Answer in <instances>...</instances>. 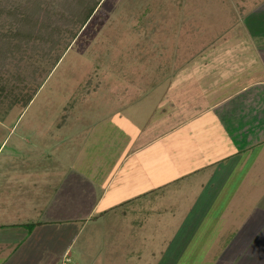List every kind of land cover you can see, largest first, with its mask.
Returning a JSON list of instances; mask_svg holds the SVG:
<instances>
[{"label":"crops","instance_id":"crops-1","mask_svg":"<svg viewBox=\"0 0 264 264\" xmlns=\"http://www.w3.org/2000/svg\"><path fill=\"white\" fill-rule=\"evenodd\" d=\"M245 21L246 32L253 38L236 33L241 41L232 43L229 34L209 40L206 51L192 57L193 70L176 71L169 86L164 83L159 89H149L158 98L142 104L150 115L147 123L136 124L130 117L125 130L121 128L130 153L120 165L104 172L102 187L89 178L78 177L72 183L64 177L60 184L47 181V177L39 178L38 174L49 169L33 170L30 167L33 161L37 165L38 158L21 154L30 164L18 167L21 175L17 183L6 179L4 185L21 190L24 177L30 176V188H41L46 201L37 203L32 199L35 205L23 220L12 215L9 208L15 206L0 189V264H39V256L34 253L49 250L38 249L39 229L66 225L70 230L69 224L76 223L79 227L72 244L94 224L109 225L107 230L108 226L104 227L102 246L97 248L102 264H120L118 256L124 253L128 258L124 264H264V218L263 228H259L258 221L247 214L236 234L233 223L237 215L229 216L230 212L232 215L239 213V208L246 211L249 207L244 197L251 176L262 185L260 188L264 179V3ZM244 36L250 39L244 40ZM255 63L262 66L258 65L260 75L258 69H252ZM136 89L142 91L139 86ZM146 99L144 95L140 101ZM6 121L0 119L2 124ZM185 128L194 137H179ZM6 141L0 146V158L6 159L2 151ZM132 158L140 162L143 170L121 169ZM236 174L240 178L232 182ZM50 175L57 179L53 171ZM126 175L130 179L123 177ZM216 175H221L220 182ZM232 184L239 188L229 190ZM204 195L207 200L200 202ZM216 206L215 216L212 211ZM221 207L228 209L229 221L217 218ZM27 220L32 229L17 226L29 223ZM193 220L203 225L185 239L184 225ZM251 223L256 225L255 230H244ZM46 232L44 236L52 238V233ZM72 244L64 256L72 253ZM80 263L75 260V264Z\"/></svg>","mask_w":264,"mask_h":264},{"label":"rangeland","instance_id":"rangeland-1","mask_svg":"<svg viewBox=\"0 0 264 264\" xmlns=\"http://www.w3.org/2000/svg\"><path fill=\"white\" fill-rule=\"evenodd\" d=\"M263 3L264 0H102L93 17L52 69L30 106L26 110L17 107L9 113L5 123H0V146L7 139L6 149H2L6 159L0 158V189L15 206L9 208L12 215L17 214L18 218L24 220L35 205L32 199L37 203L46 201L45 192L39 191L41 188H30V176L24 177L20 184L21 190L4 185L6 179L8 183L18 182L16 179L21 175L18 167L23 169L27 163L21 154L30 153V156H34L33 160L38 158L37 165L30 160L33 161L30 167L33 170L36 167L39 170L44 167L49 169L47 173L38 174L39 178L47 177V181L52 180L56 184H60L64 177L72 183L77 182L78 177L89 178L96 181L97 187L99 184L102 187L106 179L104 172L113 169L117 163L120 165L130 153L131 147L125 146V133H122L127 120L133 117L136 124L143 121L147 123L146 118L150 115L143 109V102H156L158 98L149 89H159V85L164 83L169 86L176 71L193 70L195 65L191 64L192 57L206 51L205 44L209 40L221 39L229 34L232 43L241 41L237 34L243 36L249 33L246 32L245 19L260 9ZM246 39L250 38L244 36ZM250 44L253 46V43ZM256 52L260 54L258 50ZM30 63L35 68L49 69L51 66L37 56ZM258 65L262 69L256 63L252 69H258L260 75ZM250 66L247 67L251 69ZM30 70H26V73L29 74ZM138 86L142 91H136ZM136 92L141 95H135ZM144 95L147 99L141 102ZM59 125L63 126L59 128ZM190 133V129L185 128L178 136L189 140L193 136ZM176 144L180 145L178 142ZM132 167L139 169V172L143 168L133 158L121 165L123 171L131 170ZM51 171L57 179L51 178ZM123 177L130 179L128 175ZM216 177V181L220 182L221 175ZM236 177L240 178L236 174L232 182L236 181ZM251 181L244 197L249 207L246 206V211L242 207L238 209L239 213H229L232 218L237 215L233 223L235 233L242 227H239V223L250 213L252 215L249 218L256 219L258 227H262L264 179L262 188L258 187L262 185L253 176ZM236 184L229 186V190L234 189ZM261 194L262 198L257 199ZM199 200L206 201L207 196ZM202 206L206 208L205 204ZM217 207L212 214H215ZM121 210L123 212L126 208ZM228 212L227 208L221 207L217 218L223 217L229 221L231 217L226 216ZM207 218H210V212ZM30 224L29 221L17 226L28 230L33 228H29ZM202 225L197 220L185 223L183 237L190 238L194 229ZM54 226H45L37 234L38 249H49V255L41 251L34 253L39 256V264H75L78 259L82 261L80 264L100 263L98 257L101 256L97 248L102 246L100 237L104 227H107L105 230L109 228L108 224H94L74 244L72 237L77 233V223L73 226L69 224L70 230L66 225H57L59 228ZM255 226L254 223L251 226L246 224L244 230H255ZM46 231L52 233V238L44 236ZM95 236L96 239L92 238ZM70 244L72 253L64 256ZM118 258L120 264L128 259L125 253L119 254ZM96 260L98 263H95Z\"/></svg>","mask_w":264,"mask_h":264},{"label":"trees","instance_id":"trees-1","mask_svg":"<svg viewBox=\"0 0 264 264\" xmlns=\"http://www.w3.org/2000/svg\"><path fill=\"white\" fill-rule=\"evenodd\" d=\"M101 3L102 0H0L1 120L14 108L29 107ZM36 56L50 63V68H35L30 62Z\"/></svg>","mask_w":264,"mask_h":264}]
</instances>
